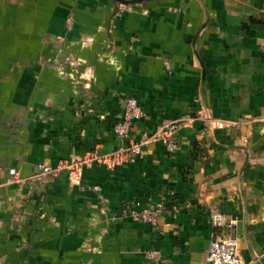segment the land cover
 <instances>
[{
    "label": "crops",
    "instance_id": "0c3cea01",
    "mask_svg": "<svg viewBox=\"0 0 264 264\" xmlns=\"http://www.w3.org/2000/svg\"><path fill=\"white\" fill-rule=\"evenodd\" d=\"M126 98L137 139L202 120L178 152L146 145L80 185L10 183L125 146L112 128ZM158 204L155 226L127 214ZM211 210L264 264V0H0V264H206L228 234Z\"/></svg>",
    "mask_w": 264,
    "mask_h": 264
},
{
    "label": "built area",
    "instance_id": "2783aa9c",
    "mask_svg": "<svg viewBox=\"0 0 264 264\" xmlns=\"http://www.w3.org/2000/svg\"><path fill=\"white\" fill-rule=\"evenodd\" d=\"M128 7V6H127ZM130 9V7H128ZM70 23L68 22V27ZM122 115L112 128L113 134L127 144L116 151L110 153H99L96 150L88 151L80 159L63 161L56 167L41 166L39 171L27 179L18 178L14 170H10L12 176L10 183L20 184L29 181H48L56 179L61 173L65 174L70 185H80L83 174L93 166L104 167L108 171H114L125 163L132 162L142 157V147L159 143L169 154L179 151L180 143L177 140V132L181 127H191V124L202 120L201 111L189 119H175L161 124L151 133H142L137 139L132 134L133 123L142 116V110L135 99L126 98L122 101ZM235 123H231V126ZM183 208L176 204L172 211L178 213ZM128 216L138 219L144 223L155 226L158 219L163 214V205L158 204L152 209H142L137 211L131 209L127 212ZM208 220L212 228L224 229L227 235L213 237L206 251V264H247L243 261L238 250V240L233 234L234 222L226 219L225 216L217 211L211 210L208 213ZM146 258L157 261V252L146 253Z\"/></svg>",
    "mask_w": 264,
    "mask_h": 264
}]
</instances>
